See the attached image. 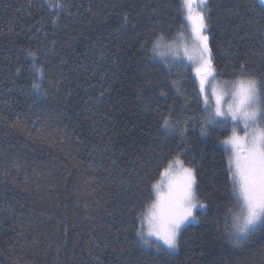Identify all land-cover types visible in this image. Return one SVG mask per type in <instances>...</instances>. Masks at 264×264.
Listing matches in <instances>:
<instances>
[{"label": "trees", "instance_id": "obj_1", "mask_svg": "<svg viewBox=\"0 0 264 264\" xmlns=\"http://www.w3.org/2000/svg\"><path fill=\"white\" fill-rule=\"evenodd\" d=\"M58 3L47 0L42 8V0H0V264H156L153 250L137 244L135 229L153 201L151 184L160 179L165 156L178 151L179 137L157 138L156 110L166 115L169 107L188 121L183 158L198 166L201 188L213 190L214 202L182 231L168 264H264V232L241 250L217 223L231 196L218 141L231 127L201 138L204 105H197L192 66L182 58L169 73L148 58L153 32L165 35L166 47L188 36L180 0H68L74 15L52 36ZM252 4L209 0L218 80L232 78L245 60L249 69L264 70V17ZM125 15L135 28H120ZM38 20L49 30L47 40L36 32ZM45 44L52 49L39 55L47 98L33 105L25 52ZM173 80L179 93L168 88L157 103L160 87ZM17 120L22 127H10Z\"/></svg>", "mask_w": 264, "mask_h": 264}, {"label": "snow or ice", "instance_id": "obj_2", "mask_svg": "<svg viewBox=\"0 0 264 264\" xmlns=\"http://www.w3.org/2000/svg\"><path fill=\"white\" fill-rule=\"evenodd\" d=\"M46 2L47 0H42V8ZM31 7L30 4L29 8ZM252 9L264 17V0H253ZM210 11L209 0H180L178 7L179 14L191 25L195 41L192 54L184 48V55L188 60L196 61L194 72L199 84L197 105L201 100L204 105L201 110L203 122L200 124V137L211 140L214 130L225 127L229 117L231 121L236 122L232 125L231 136L218 141L224 146V154L227 157L225 172L230 185L226 186H230L231 196L220 212L217 223L222 225L229 243L234 248L243 250L256 233L264 232V70L249 69L247 60L241 62L234 70L232 78L221 81L219 87L213 86L212 97L215 98L213 108L209 102L207 85L217 81L220 74L213 48L210 46ZM29 15H32L31 11ZM73 15L68 0H59L49 25L52 36L56 35L55 30L60 27L61 21ZM37 23L40 27L36 28V32H43L47 40L48 28L39 20ZM130 24L132 28L136 27L125 15L120 28L127 31ZM184 27L182 23L181 28ZM179 35L183 36V32ZM260 35L264 36V32H260ZM153 36L149 50L151 55L148 58L158 60L171 73V65L180 62V57L177 55L174 61L162 58L160 48L165 42V35L163 33L155 35L153 32ZM52 43L54 45L55 40H52ZM141 47L147 48L148 41L145 40ZM50 51L52 49H48L45 44L36 51L29 48L25 52V60L29 61V70L33 73V83L28 93L33 105L47 98V90L42 85L44 71L39 55L42 53L47 56ZM20 71L18 67L17 75ZM168 88H174L179 93V86L173 80L170 85L160 87L158 97H154L157 103L159 97L167 98ZM226 97L229 99H225ZM225 103L226 109L223 106ZM156 111L160 117L157 138L169 141L179 137L178 151L165 156L164 164L159 170L160 179L151 184L155 199L147 206L146 211L138 215L141 227L135 229V238L138 245L153 250L156 264H168L178 249L182 231L188 225L198 223L200 217L206 215L214 202V195L213 190L201 188L199 179L201 173L198 166L191 161L186 162L183 158L190 146L187 144L188 121L178 119L172 107L168 108L166 115L159 109ZM241 122L245 129L243 136L237 134ZM10 127L19 129L22 122L17 120ZM140 179L146 180L147 173ZM135 187L139 189L140 183L137 182ZM151 195L152 191H149L148 199ZM217 208L219 209L220 205H217ZM235 209L240 210V215L236 214ZM144 224L147 225L146 231L143 230ZM260 255L264 256V249Z\"/></svg>", "mask_w": 264, "mask_h": 264}, {"label": "rangeland", "instance_id": "obj_3", "mask_svg": "<svg viewBox=\"0 0 264 264\" xmlns=\"http://www.w3.org/2000/svg\"><path fill=\"white\" fill-rule=\"evenodd\" d=\"M188 27H189V34H188L187 37H185L184 39L178 41L176 44L172 45L171 47L170 46L166 47L165 45H162L161 48H160V52H161L162 56L165 54L166 57H172V58H170L172 61H174L175 58H176V56L179 55L180 59L183 58V59H185V61L187 63L188 62L190 63V65L192 66L193 74L195 75L194 69L196 67V61H194V60L193 61H190L184 55V48H187L189 50V53L192 54V47H193V44L195 43L194 38L192 36V32H191V25L189 23H188ZM166 57H164V59ZM220 82H221V80H217V81H214L213 83H209L207 85V89H209L207 91L210 94L209 95V98H210L209 102L213 106V108L215 107V98L212 97V88H213L214 85L217 86V87H219L220 86ZM225 99H229V98L226 97ZM223 106L226 109V107H227L226 103L223 104ZM234 123H236V122L231 121V118L229 117L228 124L227 125L229 127H231L230 128L231 129V131H230L231 134H232V125ZM244 131H245V129L243 127V123L241 122L239 124V127L237 128V134L240 135V136H243L244 135ZM231 134H230V136H231ZM229 151H230V148H229ZM153 192H154V190H153ZM154 199H155V192H154V198H153V200ZM240 222H242V218H241V221ZM143 230L144 231L147 230V225L146 224L143 225ZM150 239H153L154 240V238H150Z\"/></svg>", "mask_w": 264, "mask_h": 264}]
</instances>
